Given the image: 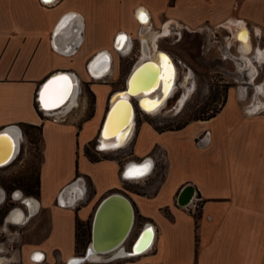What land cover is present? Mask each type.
Returning <instances> with one entry per match:
<instances>
[{
	"label": "crops",
	"instance_id": "crops-1",
	"mask_svg": "<svg viewBox=\"0 0 264 264\" xmlns=\"http://www.w3.org/2000/svg\"><path fill=\"white\" fill-rule=\"evenodd\" d=\"M168 2L0 0V130L17 125L21 145L22 127H40L39 187L33 197L38 206L31 217L44 212L48 220L45 234L34 241L25 242L23 231L18 232L15 248L12 242L16 235L8 231L5 221L8 210L0 220L4 231L0 264H65L76 254V222L87 223L98 202L113 192L131 200L139 230L150 224L154 241L143 254L97 264H264V107L253 104L259 98L242 107L239 101L247 93L240 94L238 89L236 97L228 95L214 116L178 129L157 131L147 122L136 121L129 148L125 149L126 145L118 150L124 156L99 157L90 147L98 137L114 90L102 78L110 71L112 76L118 75L124 57L133 52L129 48L138 27L136 39L142 49L136 54V58L140 56L137 64L146 56L166 52L157 43L167 37L159 38L154 47L151 41L144 43L141 35L150 30L161 32L167 26L171 31L172 23L183 25L181 20L192 24L209 16L222 20L216 25L233 21V30L225 28L230 32L225 36L229 44H235L237 32L240 35L243 30L250 42V29L258 37L264 35V0H210L205 10L199 6L200 0H176L174 6ZM144 12L147 26L138 21ZM67 14L71 17L62 25L65 29L53 40L54 28ZM119 32L125 36L123 42L129 40L120 52L113 45ZM237 47L240 52L238 41ZM256 50L249 57L255 59ZM98 51L110 55L111 68L96 79L88 74L86 65ZM165 54L172 59L168 52ZM95 68L91 70L96 73L103 65ZM57 71L73 75L78 90L82 83L88 85L93 108L87 118L83 119L86 97H81L74 113V107L49 114L38 109L39 86ZM162 154L164 177L156 187L151 181L153 171L151 178L141 181L145 193L137 194L126 187L140 183V178H125L124 164L146 157L154 162ZM186 184L194 186L196 199L190 206L198 208L197 217L195 209L191 212L177 204L178 193ZM72 186L79 188L76 195ZM6 197L0 188V206ZM39 216L35 219L37 230L42 225ZM31 217L24 223L31 222ZM36 253L41 254L39 262Z\"/></svg>",
	"mask_w": 264,
	"mask_h": 264
},
{
	"label": "rangeland",
	"instance_id": "rangeland-1",
	"mask_svg": "<svg viewBox=\"0 0 264 264\" xmlns=\"http://www.w3.org/2000/svg\"><path fill=\"white\" fill-rule=\"evenodd\" d=\"M209 1L210 0H200L199 6L204 7L203 10H205L207 9L205 7L206 6L208 7L210 4ZM168 5L169 6L176 5V0H169ZM164 18L161 21H163ZM218 21H222V20H214L209 16H205L203 18L196 20L195 23L192 24L184 20H181L179 24L181 23L184 26L188 25L192 30L200 29L199 27L208 26L213 30H215L216 35L219 34L217 33V31L218 32L224 31V30H217L216 28L218 29L230 28L231 30L234 29V26L232 25L233 21L228 20L227 22H223L222 24L216 25ZM159 27L160 26L155 28H159ZM181 27H177L176 25H171V35L167 38L160 39L159 48L170 54V56L174 61L175 66L177 62L182 61V63H185L187 66H189L192 69L193 73L191 72V70L186 72L185 67L183 65L181 66L180 63H177L176 66L177 73L174 81V91H176V85L178 88L176 93L174 92L175 95L174 96L172 95L173 97L169 101L167 100L168 101L167 107L165 106V108L160 112L154 114H147L145 111L143 112L138 107L136 101H134V104L136 106L135 122L136 121L138 123L147 122L157 131H163L169 129H176L188 123L206 121L202 119L207 118L216 111H218L228 95L229 98L231 96L236 97V92L238 89H239L238 92L245 89L247 93L244 99H241L239 101L240 106L243 107L247 105L249 102H250L249 104H252L255 98H259L260 101L253 103L254 105L257 103L259 105L263 104L264 99H262L257 94V91L259 88H264V84H263L264 64L260 63L259 60L257 59V51L254 57L256 59L250 57L256 66L255 67L256 70H253L252 68H248L247 66H245V61L243 64V63H238L237 60H235L236 63H238L237 65L239 70H242V68L247 69L251 77V82H248L249 84L246 83L242 84L241 82H239L237 78V72L235 71L231 62H228L229 60L228 61L223 60L221 57H219L220 54L215 50L214 47L211 48L202 47L206 43L207 34L199 31L188 32L183 30ZM179 31H182L183 33V39H181V41H177L178 38L176 39V37H178ZM139 32H140V28L138 27L137 33L135 32V34H133L131 45L129 48V50L132 49L133 52H131V54L129 55L130 57L128 56L124 57L125 59H123L118 69L119 70L118 75L112 76L110 71V74L102 78L103 81L111 83L113 85V86L111 85L114 89L113 92L121 91L125 89L128 76L130 75L132 69L139 60L140 56L136 58V54L139 53L137 52V49H139V47L140 50L142 49L141 41L136 39L138 38ZM250 37H251V42L249 47L250 53L247 54L248 57L253 56V53L255 52L256 49H264V35L258 37L250 29ZM213 38L215 39V37ZM231 38L232 37H230L229 41L233 42V39L231 40ZM235 38L240 43V41L236 36ZM237 41H235L236 45H237ZM237 48H238L237 46L232 48L231 50L232 53L235 54V56L241 55L242 59H244L242 56L243 54L241 53V43L239 49L240 52H237L236 50ZM156 57H159V54H157ZM185 73H186L185 78L187 77V79L183 81V76L185 75ZM185 82L189 83L186 85L187 86L186 88L182 87L183 83ZM81 97H86L87 99V108H86L85 116H83V119H85L91 114L93 108V93L91 92V90L89 89L86 83H82L81 85H79L76 105L73 106L74 108L71 110V113H74L80 106V103L82 101ZM192 128L194 129L195 127ZM22 131H23V140L21 142L17 156L9 165L0 168V188L5 190V192L7 193L6 199H8V197L12 195L13 191L16 190L21 191L24 196L36 197L37 187L36 185H34V182L38 176L39 166L41 161V150H42L39 129L22 127ZM95 145H96V140H94L90 145L92 150L95 149ZM129 146L130 145H127L125 149H128ZM134 153H136V148L134 149ZM119 156H124V155H119ZM164 167L165 165L161 160L157 163V166L153 171L154 177L151 179V181L153 182L152 185H155V187L164 177ZM151 175L152 173L140 178V183H134L131 185H127L126 187H128L129 189H131V191L137 194L145 193L146 192L145 185L141 183V181L147 177L151 178L152 177ZM13 207L16 208L19 207L18 209L22 207L24 209V206L20 202V200L10 202L9 205L5 203L3 206H0V220H2L3 219L2 217H4L5 213H7L8 210H11ZM188 209H190L191 212L195 209L193 211L194 216L195 217L198 216L197 207L196 208L194 207L193 209V207L188 205ZM39 215H41L42 217V225L41 228H38L37 230L35 226V219ZM36 217L35 216L31 217V222L22 223L20 225L14 223H8L9 224L8 231H11L12 233L14 232L16 235V239L14 240V242H12V245L15 248L18 247V243H19V239H18L19 235H17L18 232L23 231L22 233L25 242L34 241L36 237H41V235L45 234L47 221H48L46 213L44 212L40 213ZM134 222L135 223L132 228V231L122 246V249L125 252H127V250L131 251L133 242L136 240V238L138 237V233L140 232L139 219L136 217ZM76 230H77L76 254L74 257H80L85 254V251L88 245L90 244V238H89L90 219L87 221V223L79 222V224L76 226ZM3 235H4V231H2V228H0V242L4 240ZM122 259L123 257L112 260H104V258L97 260L91 259L83 262L82 264H97L98 262H103V261L114 262V261H120ZM0 260L2 261L3 259Z\"/></svg>",
	"mask_w": 264,
	"mask_h": 264
},
{
	"label": "bare ground",
	"instance_id": "bare-ground-1",
	"mask_svg": "<svg viewBox=\"0 0 264 264\" xmlns=\"http://www.w3.org/2000/svg\"><path fill=\"white\" fill-rule=\"evenodd\" d=\"M147 16L148 15L145 12L143 13V20L141 16H138V21L144 26H147L148 24ZM70 17L71 16L67 17L62 22H60L58 29L62 28V25H64L66 23V20H68ZM201 29L202 28H200L199 30ZM170 35H171V31L167 26L161 32L157 30H150L147 34L141 35V39L144 43L147 41H151V43L155 47V44L159 38L169 37ZM242 36L244 37V39H241ZM121 37H123L124 39L125 36L122 35ZM236 37L241 43V53L243 54L242 56L245 61V66H247L248 68H252L253 70H256L255 68L256 66L253 63L252 59L247 55L250 49L249 48L250 39L248 33L246 32V30H243V33H241L240 35H236ZM128 43L129 40L124 41L122 43L124 44L123 48H125L126 45H128ZM256 51H257V59L259 60L260 63L264 64V49H257ZM165 53L166 52H162L161 54H159V57H156L157 54L151 56L150 58H146L147 57L146 56L141 60L140 63L138 64L136 63L137 65L135 64L130 75L128 76L125 89L121 91H116L111 95V103L106 113H108L109 109L110 111L102 131L103 137L108 139L106 141V144L120 145L134 131L133 128L136 126V122L134 119L135 104H131L132 102H134V100L136 101V103H139L138 107L142 111H146L147 114H154L160 112L165 108L166 101L170 97H172V95L175 92L174 81L177 73V68L174 62ZM102 54L106 55L107 58H110V55L106 51H102ZM162 57H167V62H168L167 66L165 64V61L162 59ZM143 63L145 64L142 65ZM140 65L142 66L139 69H137V67H139ZM108 67L109 65H103V68L99 71L97 70L96 73L98 75L99 74L102 75L101 77H103L107 73V72L105 73V71L108 70ZM64 81H67L66 91L64 90L63 87ZM76 82L77 81L75 80L74 76L66 72L64 74H58L57 76L53 77L50 80V82H48L43 87L41 92V97L38 102L45 111L49 110L46 111L47 114H49L50 111L56 112V110H61L63 108H69L76 105L77 92H78V86ZM241 91L239 93L244 94V91L243 90ZM257 93L258 95L264 96V88H259ZM131 95H134V97H131ZM256 106L259 107L260 105L257 104ZM262 107H264V102L262 104ZM18 129L17 127L16 128L13 127L10 129L2 130L0 132L1 133L0 134V168L9 165L19 152L22 134L19 131L20 129L19 130ZM71 191H73L74 192L73 194L76 195L79 189L75 186H72ZM194 195L195 192L193 193L192 200L194 198ZM15 197H19L17 200H21L22 203L27 206L30 217L33 216L37 210V206H38L37 201L33 197H26L24 195H21L20 192H17ZM188 205L183 206L182 208H187ZM20 209L14 208V210L8 214L6 220L8 222L10 221L15 223L26 222L27 218L26 219L23 218V213ZM133 226L131 227L127 235L124 238H121L120 241H117V243L114 246L112 245L104 246V247L98 245L93 246L92 240L90 239V244L88 246H90V251H92V253L86 256H84L85 255L84 254L83 256L80 257L69 258L65 264H82L87 260H91V259L97 260L101 258L100 255L97 254L98 252H104L110 250H112V253H116L117 255H125L126 252L122 249V246L126 241V239L128 238V236L130 235ZM147 236L148 237L146 243L142 244L141 247L138 248L136 247L135 254L138 255L143 254L148 249H150V246L154 241L153 228L150 229ZM131 251H132V247H131Z\"/></svg>",
	"mask_w": 264,
	"mask_h": 264
},
{
	"label": "water",
	"instance_id": "water-1",
	"mask_svg": "<svg viewBox=\"0 0 264 264\" xmlns=\"http://www.w3.org/2000/svg\"><path fill=\"white\" fill-rule=\"evenodd\" d=\"M52 1H54V0H48V2H45V0H42V2H44V3H50ZM69 16H70V14H67L59 20V22L57 23V25L54 28V31L52 33L53 40L55 39L57 34H59L63 29H65V28L58 29L60 22H62L64 19H66ZM68 26H69V24H68ZM122 35H123V33H120V32L117 33L115 36V39H114V43H113L114 49L118 52H120V50L122 48V42H123L121 39V38H123V37H121ZM118 39H119V41H118ZM144 64L145 63H143L142 65H144ZM98 65H109L108 70H110V68H111L110 67L111 66L110 58H107L106 55L102 54V51H98L97 53H95L89 59L87 65H86V70L88 71V74L91 76V78L98 79L99 77L102 76L100 74L98 75L97 73L92 72V70H91L92 66L95 68V66H98ZM142 65L137 67V69H139ZM108 70L105 71V73L108 72ZM60 72L61 71H57V72L50 74L41 83V85L39 86V89L37 91V102L40 100L43 87L48 82H50V80L53 77L57 76L58 74L66 73L64 71L61 73ZM111 94H110L109 99H108L107 108L110 106V103H111ZM131 97H134V95H131ZM131 104H134V102H132ZM38 105L40 106V108L42 110H44L39 102H38ZM137 105H139V103H137ZM46 111H49V110H46ZM109 111H110V109L108 110V113H106V116L103 120L102 126L100 127V130H99L97 143H96V149L97 150H115V149L122 148L130 141L131 137L134 134V131H133L125 139V141L120 145L106 144V141L108 139L103 137L102 131H103L105 122L107 120ZM135 116H136V107L134 105V119H135ZM13 127L19 128L17 125H11L9 127L1 129L0 132L2 130L10 129ZM133 129L135 130V127ZM150 167H151V160L149 158L146 159L141 164H128L124 168V175L126 177L139 178V177L146 175L149 172ZM193 193H194V186L193 185L186 184L185 186H183L178 193L177 200H176L177 204L181 207L190 204L192 197H193ZM23 206H25V209H26V210H24L22 207H20L22 210V213H23V218L28 219L30 217L28 208L25 204H23ZM14 208H16V207H13L11 210H13ZM6 219H7V216H6ZM134 220H135L134 206H133L131 200L126 195L119 193V192H113V193H110V194L104 196L96 205V207L92 213L91 219H90L89 238L92 240V245L93 246L98 245L101 247L110 246V245L114 246L117 243V241H120L121 238H124L127 235V233L130 231L131 227L134 224ZM11 223L22 224L23 222L22 223L11 222ZM151 228H152V226L150 224L145 225L142 228L140 234L138 235V237L136 238V240L134 241V243L132 245V251H129L126 254L137 255V254H135L136 253V251H135L136 247L137 248L141 247L142 244L146 243L147 237H148L147 235H148ZM151 246H150V248H151ZM110 252H112V250L104 251V252H98L97 254L102 255V254H107ZM91 253H92V251H90V246H88L84 256L89 255ZM40 256H41V254H40Z\"/></svg>",
	"mask_w": 264,
	"mask_h": 264
},
{
	"label": "flooded vegetation",
	"instance_id": "flooded-vegetation-1",
	"mask_svg": "<svg viewBox=\"0 0 264 264\" xmlns=\"http://www.w3.org/2000/svg\"><path fill=\"white\" fill-rule=\"evenodd\" d=\"M165 22V21H164ZM171 25H176L175 23H172ZM183 30H185V31H188V32H204L205 34H207V40H206V43H205V45H203L202 47H207V48H211V47H214L215 48V50L220 54V56L219 57H221L223 60H229L228 62H231V64H232V66L234 67V69H235V71L237 72V78H238V80H239V82H241L242 84H249L248 82L250 81L249 79H250V77H249V73L247 72V69H242V70H239V68H238V63H243L244 64V59H242V58H240V56L239 55H237V56H235V54H233L232 53V48H234L235 46H237L236 44H229L228 42H227V40L225 39V36H227V37H229L230 36V32L227 30V29H225L224 31H222V32H218L217 31V33H219L218 35H216L215 34V30H213L212 28H210V27H208V26H205V27H199V28H202L201 30H199V29H196V30H189V28L187 27V26H184V25H182V27H181ZM213 37H215V39L213 38ZM220 37V38H219ZM178 38V39H177ZM176 39H177V41H181V39H183V33H182V31H179L178 32V37H176ZM159 42H160V40L158 41V43H157V46L158 47H160V44H159ZM237 50V52H239L238 51V48L236 49ZM138 52H139V54L141 53V50H140V47H139V49H138ZM250 53V49H249V51H248V54ZM235 60H237V62L238 63H236V61ZM176 62V61H175ZM177 63H180V65L182 66H184L185 67V69H186V72H188L189 70H191V72L193 73V71H192V69L189 67V66H187L185 63H182V61H179V62H177ZM177 63H176V66H177ZM185 76H186V73H185V75L183 76V81H185L186 80V78H185ZM187 84H189L188 82H185V83H183V85H182V87H187L186 85ZM177 85H176V91H177ZM176 91H175V93H176ZM175 93L173 94V96L175 95ZM172 96V97H173ZM172 97H170L169 99H168V101L172 98ZM135 101V100H134ZM168 101L166 102V107H167V104H168ZM136 107V106H135ZM17 192H20L21 193V195H23L22 194V192L21 191H19V190H16L15 192H14V195L13 196H10V197H8V199H6L5 201H4V203H3V205L6 203L7 205H9V203L10 202H13V201H16L19 197H20V195H19V197H15V195H16V193ZM14 197V198H13ZM27 197V196H26ZM20 202L22 203V201L20 200ZM23 204V203H22ZM17 208H19V207H17ZM14 210V209H13ZM12 210V211H13ZM8 216V215H7Z\"/></svg>",
	"mask_w": 264,
	"mask_h": 264
},
{
	"label": "built area",
	"instance_id": "built-area-1",
	"mask_svg": "<svg viewBox=\"0 0 264 264\" xmlns=\"http://www.w3.org/2000/svg\"><path fill=\"white\" fill-rule=\"evenodd\" d=\"M38 107V109L39 110H41V111H43V112H45L46 113V111H44V110H42L41 108H40V106L38 105L37 106ZM144 112V111H143ZM98 138V137H97ZM131 140V139H130ZM96 143H97V139H96ZM129 143V142H128ZM127 143V144H128ZM126 144V145H127ZM125 145V146H126ZM124 146V147H125ZM123 148V147H122ZM119 149H121V148H119ZM119 149H115V150H97L96 149V145H95V149H93L94 150V152H95V154H97V156H99V157H103L104 155H106V154H110V155H112V156H119V155H124V153H121L120 154V152H118V150ZM150 159L151 160V167H150V170H149V172L146 174V175H149L150 173H152V171H154V169L156 168V166H157V163L159 162V161H163V163L165 162V159H164V156H163V154L161 155V156H159L156 160H154V162L152 161V159L150 158V157H146V158H144L142 161H140V162H138V163H132V162H129V163H127V164H124V166H123V174H124V168L128 165V164H141V163H143L146 159ZM146 175H144V176H146ZM125 176V175H124ZM144 176H142V177H144ZM142 177H139V178H142ZM125 178H132V177H126L125 176ZM135 179V178H134ZM196 199V194L194 195V198H193V200H195ZM193 200H192V202H190V204L189 205H191V204H193ZM24 210H26L25 209V206H24ZM5 221L7 222V220L5 219ZM7 223H11V222H7ZM0 228H1V226H0ZM124 248V247H123ZM125 249V248H124ZM149 250V249H148ZM127 252H129L128 250H127ZM126 252V253H127ZM138 255V254H137ZM101 256V258H99V259H102V258H104V260H112V259H118V258H122V257H124V256H135V255H128V254H125V255H117L116 253H112V252H110V253H107V254H102V255H100ZM39 258H40V253H36L35 254V260H36V262H39L38 260H39ZM14 264H17V263H14Z\"/></svg>",
	"mask_w": 264,
	"mask_h": 264
},
{
	"label": "trees",
	"instance_id": "trees-1",
	"mask_svg": "<svg viewBox=\"0 0 264 264\" xmlns=\"http://www.w3.org/2000/svg\"><path fill=\"white\" fill-rule=\"evenodd\" d=\"M225 101V100H224ZM223 105V104H222ZM222 107V106H221ZM220 107V108H221ZM219 111V110H218ZM218 111H216L215 113H213L212 115H210L209 117H207V118H204V119H202V120H207V119H209V118H211L212 116H214ZM182 127V126H181ZM35 128H37V129H39L40 130V127L38 126H36ZM180 128V127H179ZM176 129H178V128H176ZM86 152H88V149L86 150ZM34 185H36V187H37V192H38V187H39V175L37 176V178H36V180H35V182H34ZM37 192H36V194H37ZM79 224V221H77L76 222V226Z\"/></svg>",
	"mask_w": 264,
	"mask_h": 264
},
{
	"label": "snow or ice",
	"instance_id": "snow-or-ice-1",
	"mask_svg": "<svg viewBox=\"0 0 264 264\" xmlns=\"http://www.w3.org/2000/svg\"><path fill=\"white\" fill-rule=\"evenodd\" d=\"M45 2H48V0H45ZM141 18H142V20H143V14H141ZM121 39H123V38H121ZM241 39H244V37L242 36ZM162 59L165 61V64H166V66H167V65H168L167 57H162ZM63 87H64V90L66 91V89H67V81H64V85H63ZM42 95H43V94H42Z\"/></svg>",
	"mask_w": 264,
	"mask_h": 264
}]
</instances>
